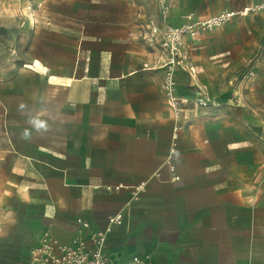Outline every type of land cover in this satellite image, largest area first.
Segmentation results:
<instances>
[{"label":"crops","instance_id":"crops-1","mask_svg":"<svg viewBox=\"0 0 264 264\" xmlns=\"http://www.w3.org/2000/svg\"><path fill=\"white\" fill-rule=\"evenodd\" d=\"M258 1L169 0L168 23ZM107 2L70 32L78 55L69 75L40 58L49 77L2 69L0 119L30 122L13 121L0 141V264H24L45 234L66 245L82 234L91 248V233L118 212L104 244L113 259L264 264V11L185 38L187 69L175 75L190 100L176 117L164 70L145 67L158 54L141 37L135 0H97ZM150 9L159 20L157 0Z\"/></svg>","mask_w":264,"mask_h":264},{"label":"rangeland","instance_id":"rangeland-1","mask_svg":"<svg viewBox=\"0 0 264 264\" xmlns=\"http://www.w3.org/2000/svg\"><path fill=\"white\" fill-rule=\"evenodd\" d=\"M149 1L156 5V0H135V22L139 25L155 19L150 17ZM109 6V2L97 3V0H0V74L3 68L13 74L15 68L24 66L49 77L47 64L54 74L69 75L78 55L77 42L70 32L84 25V19L93 16L95 10H108ZM188 68L198 80L195 67L189 64ZM238 74L231 75L232 86L239 80ZM0 84L3 88V83ZM13 121L30 122L10 117L0 119V141L7 131L14 133ZM21 128L25 134L34 132L28 125Z\"/></svg>","mask_w":264,"mask_h":264},{"label":"built area","instance_id":"built-area-1","mask_svg":"<svg viewBox=\"0 0 264 264\" xmlns=\"http://www.w3.org/2000/svg\"><path fill=\"white\" fill-rule=\"evenodd\" d=\"M160 4V19H149L146 23L141 37L143 41L157 52L154 64L145 63L147 68H160L164 70L163 88L167 105L172 110L174 116L179 117L184 111V104L190 98L181 95L177 91L176 69L178 67L187 69L184 63V42L185 38L195 39L201 31H211L217 27L224 26L235 16H248L252 12L264 11V0L244 6L239 10L225 9L217 14L208 16H195L188 13L184 16V21L179 25L168 23L171 10L169 0H157ZM247 71L243 77L251 74ZM195 100L200 104H207V100L197 93ZM178 127H175L173 136H176ZM174 151V150H173ZM179 179V175L172 178ZM146 182H141L132 187L133 198H137L139 192L145 189ZM122 184L114 188H122ZM108 190L113 189L107 186ZM123 219L122 212H118L108 217L107 225L102 230L93 231L90 240L93 247H88L83 235L74 239L73 245H66L58 242L49 234H45L41 241L33 246L24 264H147L148 256L134 255L125 260L113 259L105 250V238L111 231L114 224H120ZM83 227H89V222L79 220Z\"/></svg>","mask_w":264,"mask_h":264},{"label":"bare ground","instance_id":"bare-ground-1","mask_svg":"<svg viewBox=\"0 0 264 264\" xmlns=\"http://www.w3.org/2000/svg\"><path fill=\"white\" fill-rule=\"evenodd\" d=\"M31 18H32V20H35V17L34 16H32Z\"/></svg>","mask_w":264,"mask_h":264}]
</instances>
